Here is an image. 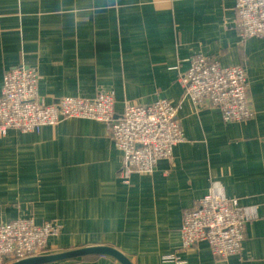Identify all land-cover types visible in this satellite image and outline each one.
Listing matches in <instances>:
<instances>
[{"label":"crops","instance_id":"obj_1","mask_svg":"<svg viewBox=\"0 0 264 264\" xmlns=\"http://www.w3.org/2000/svg\"><path fill=\"white\" fill-rule=\"evenodd\" d=\"M233 0H0V91L6 69L36 67L46 104L113 96L123 105L166 99L183 141L151 174L118 181L122 155L100 122L66 119L39 134L0 137V224L58 228L47 254L107 246L131 264H264V39L242 40ZM241 65L253 115L225 123L194 106L178 78L188 59ZM255 206L240 251L217 259L207 243L184 249L185 209L213 185ZM54 264H119L109 257Z\"/></svg>","mask_w":264,"mask_h":264},{"label":"built area","instance_id":"obj_2","mask_svg":"<svg viewBox=\"0 0 264 264\" xmlns=\"http://www.w3.org/2000/svg\"><path fill=\"white\" fill-rule=\"evenodd\" d=\"M242 40L264 39V0H233ZM185 98L194 106L217 109L225 123H238L253 115L246 74L241 65L222 66L203 56L188 59V68L178 78ZM36 67L6 69L0 91V137L10 131L39 134L47 126L66 119L91 120L105 124L114 148L122 155L118 181L131 184L134 174H151L161 161L172 160L182 143L177 107L166 99L150 105L124 104L115 111L113 96L98 92L91 99L64 96L56 104H46L39 92ZM258 216L255 206H242L238 198L227 196L213 184L194 208L185 209L179 230L182 246L207 243L212 255L225 259L235 255L246 239L248 224ZM58 228L32 220L17 219L0 224V264L43 255L49 238Z\"/></svg>","mask_w":264,"mask_h":264},{"label":"water","instance_id":"obj_3","mask_svg":"<svg viewBox=\"0 0 264 264\" xmlns=\"http://www.w3.org/2000/svg\"><path fill=\"white\" fill-rule=\"evenodd\" d=\"M109 257L119 264H131V262L119 251L107 246H95L80 248L56 254L39 255L32 258L16 261L11 264H54L74 261L85 257Z\"/></svg>","mask_w":264,"mask_h":264},{"label":"trees","instance_id":"obj_4","mask_svg":"<svg viewBox=\"0 0 264 264\" xmlns=\"http://www.w3.org/2000/svg\"><path fill=\"white\" fill-rule=\"evenodd\" d=\"M238 32H240V31H239V28H238ZM246 236H247V235H246ZM92 258H97V257L90 256V257L82 258V259H80V260H89V259H92Z\"/></svg>","mask_w":264,"mask_h":264},{"label":"rangeland","instance_id":"obj_5","mask_svg":"<svg viewBox=\"0 0 264 264\" xmlns=\"http://www.w3.org/2000/svg\"><path fill=\"white\" fill-rule=\"evenodd\" d=\"M48 252H50L49 249L45 250L43 255L47 254Z\"/></svg>","mask_w":264,"mask_h":264}]
</instances>
